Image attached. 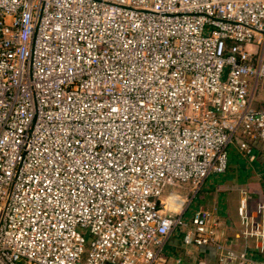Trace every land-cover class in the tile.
I'll return each mask as SVG.
<instances>
[{"label": "built area", "instance_id": "built-area-1", "mask_svg": "<svg viewBox=\"0 0 264 264\" xmlns=\"http://www.w3.org/2000/svg\"><path fill=\"white\" fill-rule=\"evenodd\" d=\"M257 88L264 0H0V264H176V228L253 264L181 216L232 140L264 144Z\"/></svg>", "mask_w": 264, "mask_h": 264}, {"label": "crops", "instance_id": "crops-1", "mask_svg": "<svg viewBox=\"0 0 264 264\" xmlns=\"http://www.w3.org/2000/svg\"><path fill=\"white\" fill-rule=\"evenodd\" d=\"M249 94L254 108L264 103V92L258 88L251 89ZM250 146V153L245 154L238 150L236 139L232 140L227 146L233 150L229 151L232 152L230 157L227 150L224 172L209 174L196 194L203 202V207L199 208L208 210L215 220L217 240L230 245L235 251L243 250L253 264H264V238L243 237L237 214L239 201L244 198L246 215L264 229V209L257 211V204L264 203V144L256 141ZM161 252L168 260L178 258L176 264H218L213 246L184 245L181 234L173 232L166 238Z\"/></svg>", "mask_w": 264, "mask_h": 264}, {"label": "rangeland", "instance_id": "rangeland-1", "mask_svg": "<svg viewBox=\"0 0 264 264\" xmlns=\"http://www.w3.org/2000/svg\"><path fill=\"white\" fill-rule=\"evenodd\" d=\"M228 152L233 150L231 149V147H228L227 148ZM232 154V152H229L228 153V157H230ZM229 162V161H228ZM229 165V163H228ZM196 194V193H195ZM190 199V202L186 205V209L182 212V216H181V219L182 221L186 222L187 224L189 223L190 221V217L192 216L193 212L198 209L200 206L203 207V202L199 199V196L198 194H196ZM77 231H79L83 237L86 239V240H89V234L87 232V230H84V229H81V228H76ZM173 233H175L176 235H182V231L179 230L178 228H176Z\"/></svg>", "mask_w": 264, "mask_h": 264}]
</instances>
